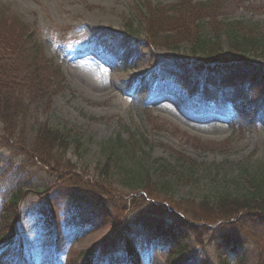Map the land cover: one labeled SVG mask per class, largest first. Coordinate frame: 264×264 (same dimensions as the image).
<instances>
[{"label":"rangeland","instance_id":"1","mask_svg":"<svg viewBox=\"0 0 264 264\" xmlns=\"http://www.w3.org/2000/svg\"><path fill=\"white\" fill-rule=\"evenodd\" d=\"M214 1L0 0V15H16L32 26L45 59L62 69L65 87L44 117L81 139L80 152L70 153L76 166L85 161L84 170L91 172L103 156L104 142L120 136L142 148L146 166L155 176L153 159L164 158L175 165L170 195L147 197L140 189L126 187L115 195L120 200L141 195L153 209L169 208L170 201L180 203L179 210L190 204L195 207L221 187L233 193L244 191L237 178L242 169L264 166V88H253L250 95L249 82H244L250 76L243 78L252 73L264 78L261 51H252L245 62L231 59L206 66L188 55L191 45L185 41L189 23L197 17H205L209 29H224L226 23L235 22L264 31V2L233 0L222 5ZM153 38L160 42L153 43ZM228 41L227 33L221 32L224 47ZM82 52L99 60L105 72L84 67ZM157 76L173 82L164 86L155 80ZM259 79L255 80L262 82ZM164 98L167 102L161 104ZM237 102L245 108L235 110ZM190 115L221 117L220 129L185 123ZM19 163V157L0 142V214L11 192L25 189L17 238L0 250L7 264H81L83 250L93 264H132L124 239L117 251L100 255L101 243L113 233L108 217L91 226L66 225L58 193L52 189L45 196L34 190L41 189L50 176L19 170ZM214 211L209 210V215ZM193 214L189 210L184 224L193 230L207 233L221 224L200 221L199 215L207 216L206 211ZM56 237L61 243L58 250ZM132 242L144 264H218L220 260L214 244L199 243L194 236L175 262L170 250L157 241ZM20 252L24 260L18 257ZM241 255L246 264L264 262V242L249 238L240 250L230 253L231 264L239 263Z\"/></svg>","mask_w":264,"mask_h":264},{"label":"trees","instance_id":"2","mask_svg":"<svg viewBox=\"0 0 264 264\" xmlns=\"http://www.w3.org/2000/svg\"><path fill=\"white\" fill-rule=\"evenodd\" d=\"M231 1L214 2L224 5ZM242 1L246 4L264 2ZM197 18L195 22L190 18L192 27L185 40L191 45L188 55L192 59L207 66L231 59L245 62L252 51L260 50L264 61V31L258 27L245 29L232 22L226 23L224 29L214 30L208 28L205 17ZM221 32L228 35L227 47L220 42ZM157 41L160 42L152 40L153 43ZM178 42L182 41L179 39ZM63 78L61 67L45 59L36 30L16 15H0V142L19 157V170L24 168L50 176L41 189L34 190L45 196L52 189L58 193L66 225L91 226L99 218H109L113 233L104 240L100 255L106 257L117 251L124 239V250L132 264H142V254L132 240L149 243L158 240L170 250L175 262L186 250L187 240L194 236L199 243L214 244L220 253L218 264H231L230 253L240 250L249 238L258 237L264 242V166L242 169L237 178L244 184V191L233 193L221 187L206 194L197 206L190 204L181 210L180 203L173 205V201L169 202V208L153 209L141 195L129 200L115 197L126 187L140 189L149 197H154L155 193L170 195L174 186L173 175H176L175 165L164 158H155L152 161L155 176L146 166L142 148L136 149L134 143L121 136L104 142L103 156L95 162L91 172L84 170L85 161L76 166L70 153L80 152L81 139L75 138L67 129L53 126L44 117L52 109L55 95L65 87ZM263 86L264 79L258 83L251 78L248 84L249 89ZM24 194V187L12 191L0 214V250L17 238ZM199 209L208 214L199 215L200 221L220 222V226L207 233L205 229L201 232V229L185 226L189 210L194 211L195 217ZM212 209L216 211L210 214L214 217L209 218ZM58 246L61 247L59 240ZM79 254L85 259L81 264H93L86 250ZM241 258L242 255L237 264H246ZM262 261L257 264H264ZM7 262L0 255V264Z\"/></svg>","mask_w":264,"mask_h":264},{"label":"bare ground","instance_id":"3","mask_svg":"<svg viewBox=\"0 0 264 264\" xmlns=\"http://www.w3.org/2000/svg\"><path fill=\"white\" fill-rule=\"evenodd\" d=\"M83 53V52H82ZM71 57H75L77 55V53H70ZM82 55H85L86 57L84 58L83 63H85L84 67H86L87 69H93V70H102L103 66L102 63L97 60L96 58H94V56L92 54H87L86 52H84ZM102 72H105V69L103 68ZM167 100L166 98L161 99L160 103L164 104L166 103ZM189 119H185V123H189L191 125H195V126H203V127H215V129H220L219 124H221V117L218 116H213V117H204V116H193L190 115L188 116ZM219 135L222 134V130L219 131L218 133ZM217 134V136H218Z\"/></svg>","mask_w":264,"mask_h":264}]
</instances>
